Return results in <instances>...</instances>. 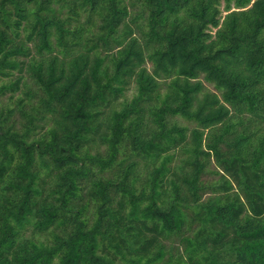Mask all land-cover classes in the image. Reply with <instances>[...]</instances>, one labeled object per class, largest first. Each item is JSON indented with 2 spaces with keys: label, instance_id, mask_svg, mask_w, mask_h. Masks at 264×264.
I'll list each match as a JSON object with an SVG mask.
<instances>
[{
  "label": "trees",
  "instance_id": "1",
  "mask_svg": "<svg viewBox=\"0 0 264 264\" xmlns=\"http://www.w3.org/2000/svg\"><path fill=\"white\" fill-rule=\"evenodd\" d=\"M0 264H264V0H0Z\"/></svg>",
  "mask_w": 264,
  "mask_h": 264
},
{
  "label": "rangeland",
  "instance_id": "2",
  "mask_svg": "<svg viewBox=\"0 0 264 264\" xmlns=\"http://www.w3.org/2000/svg\"><path fill=\"white\" fill-rule=\"evenodd\" d=\"M206 86L209 87V88H212L211 85H207V84H206ZM132 92H133L132 90H128V91H127V96L130 97L131 94H132ZM177 121H178L179 123H181V124H185V123H186V121H184V120L181 119V118H178ZM191 125H192V124H191ZM139 164H141V163L139 162ZM139 167H140V166H139ZM112 172H113V171H110V172L108 171V172L100 173L99 175H102L103 177H106V176H108V175H110V174H113ZM213 178H214V175H213V174H208L207 177H206V180H211V179H213Z\"/></svg>",
  "mask_w": 264,
  "mask_h": 264
}]
</instances>
